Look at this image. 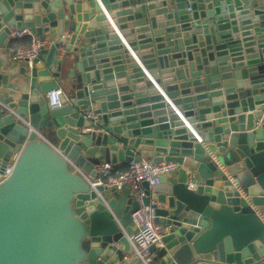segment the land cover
I'll return each instance as SVG.
<instances>
[{
	"label": "water",
	"instance_id": "95a60500",
	"mask_svg": "<svg viewBox=\"0 0 264 264\" xmlns=\"http://www.w3.org/2000/svg\"><path fill=\"white\" fill-rule=\"evenodd\" d=\"M127 1L0 0V264H143L130 188L87 179L142 159L180 165L143 200L151 264H264V0ZM24 28L50 44L32 67L7 58Z\"/></svg>",
	"mask_w": 264,
	"mask_h": 264
},
{
	"label": "built area",
	"instance_id": "2783aa9c",
	"mask_svg": "<svg viewBox=\"0 0 264 264\" xmlns=\"http://www.w3.org/2000/svg\"><path fill=\"white\" fill-rule=\"evenodd\" d=\"M189 11H191L190 8ZM13 36L16 38L29 37L32 43L27 49L16 50L11 57L12 63L18 64L26 61V64L32 67L33 60L39 56L42 47H47V43L41 42L36 37V34L29 29L15 31ZM61 94L62 90L60 89L53 90L48 94V104L52 109L61 107ZM14 164L15 162L7 166L1 181L9 177ZM179 167L180 165L175 162L153 164L152 161L145 159L128 162L125 170L118 169L117 166L112 164L104 163L98 171L95 182H91L87 178L93 188L103 186L108 190L120 192L130 188L135 199L139 202V209L132 215L133 233L128 237L131 245V257L139 258L143 264H151V249L152 247L158 248L163 245L162 237L166 230L164 225L157 223V201L151 199L148 205H144L143 200L148 192L150 195L155 192L162 176L177 172ZM145 183L148 184V188L145 187Z\"/></svg>",
	"mask_w": 264,
	"mask_h": 264
},
{
	"label": "crops",
	"instance_id": "0c3cea01",
	"mask_svg": "<svg viewBox=\"0 0 264 264\" xmlns=\"http://www.w3.org/2000/svg\"><path fill=\"white\" fill-rule=\"evenodd\" d=\"M143 2H144V0H142L140 2H136V0H133V1L130 0V1H127V4H122L121 5L120 3H118L117 5H119L118 6L119 8H118L117 11H121V12L131 11V10L135 9L136 7L146 8V6L148 5L147 2H145V3H143ZM137 5H139V6H137ZM109 13H113L112 10H111V12H108V14ZM113 27H116L117 33L120 35L121 32L118 30V27L117 26H113ZM24 29H26V28H24ZM13 33H12V35L8 39V46L6 48L7 58H8V61L11 62V64H13L12 63V60H11V57H12L13 53L16 50H19V49H27V48H29L31 46V43H32V41H31V39L29 37L16 38L15 36H13ZM36 37H37V35H36ZM46 43H47V48H48L50 46L49 40H46ZM18 64L21 65V63H18ZM67 84L70 85L69 82H67ZM66 86L67 85L64 83L63 85H61V87L59 89L62 90V92L63 91H66V89H67ZM130 92H132V91H130ZM190 97L194 98L195 95H192ZM159 98H160L161 103H163L164 105H168L172 101H177L178 99H181V98H170V97H168L166 95L165 92H161ZM150 103H151L150 99L147 98L146 104H150ZM178 113H179V115L182 116V121H184V123L186 125L185 128H187L188 126L189 127H192L190 124L187 123L188 120H187V118L184 117L183 113L182 112H179V111H178ZM150 117L151 118L149 120H147V121H151V122H149L150 124L148 125V127H146V128H139V130H141V131L151 130L152 132L160 131V128L161 127H164L163 126L164 124H161L159 122V119L158 118H156L154 116H150ZM137 121H138L137 123L141 122V120H139V119ZM84 131H89V130L85 129ZM17 156H18V154H15L13 156L10 164H12V163L15 162ZM148 160L149 161H152L151 159H148ZM127 166H128V162H126L125 164L118 165L117 168L118 169H121V170H125L127 168ZM166 177H167V179H168L169 182H172L177 177V172H172V173L168 174Z\"/></svg>",
	"mask_w": 264,
	"mask_h": 264
}]
</instances>
